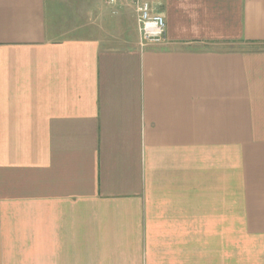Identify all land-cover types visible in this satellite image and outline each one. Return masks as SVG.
<instances>
[{"label": "crops", "instance_id": "obj_1", "mask_svg": "<svg viewBox=\"0 0 264 264\" xmlns=\"http://www.w3.org/2000/svg\"><path fill=\"white\" fill-rule=\"evenodd\" d=\"M0 0V264H264V0Z\"/></svg>", "mask_w": 264, "mask_h": 264}, {"label": "built area", "instance_id": "obj_2", "mask_svg": "<svg viewBox=\"0 0 264 264\" xmlns=\"http://www.w3.org/2000/svg\"><path fill=\"white\" fill-rule=\"evenodd\" d=\"M125 4H128L134 12L142 45L163 41L165 36L164 18L162 15L152 12L148 0H105V5L112 15H117Z\"/></svg>", "mask_w": 264, "mask_h": 264}]
</instances>
